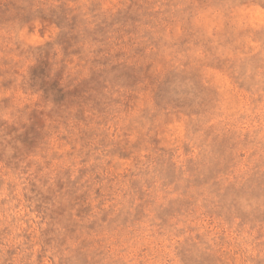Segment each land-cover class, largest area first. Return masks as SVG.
Instances as JSON below:
<instances>
[{
    "label": "rangeland",
    "instance_id": "obj_1",
    "mask_svg": "<svg viewBox=\"0 0 264 264\" xmlns=\"http://www.w3.org/2000/svg\"><path fill=\"white\" fill-rule=\"evenodd\" d=\"M0 264H264V0H0Z\"/></svg>",
    "mask_w": 264,
    "mask_h": 264
}]
</instances>
